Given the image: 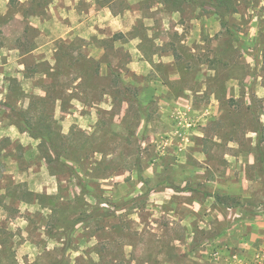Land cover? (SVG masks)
<instances>
[{"label": "rangeland", "instance_id": "obj_1", "mask_svg": "<svg viewBox=\"0 0 264 264\" xmlns=\"http://www.w3.org/2000/svg\"><path fill=\"white\" fill-rule=\"evenodd\" d=\"M2 1L0 264H264V0Z\"/></svg>", "mask_w": 264, "mask_h": 264}, {"label": "crops", "instance_id": "obj_2", "mask_svg": "<svg viewBox=\"0 0 264 264\" xmlns=\"http://www.w3.org/2000/svg\"><path fill=\"white\" fill-rule=\"evenodd\" d=\"M3 4H4V2L2 0H0V13L1 14L4 12V9L2 8ZM60 10L62 11V9H59V11ZM101 10H104L105 12H108V14H110V16L112 15L113 18H115L117 16V15L113 14L112 11L109 8H107V7H103L102 9H100V11Z\"/></svg>", "mask_w": 264, "mask_h": 264}, {"label": "trees", "instance_id": "obj_3", "mask_svg": "<svg viewBox=\"0 0 264 264\" xmlns=\"http://www.w3.org/2000/svg\"><path fill=\"white\" fill-rule=\"evenodd\" d=\"M223 1V0H222ZM221 0H220V2H222ZM230 1V0H229ZM29 129V128H28ZM28 129H26V130H28ZM29 131H31L32 132V130H29ZM39 136L42 138V139H44V140H46V139H48V137L46 136V134L44 133V134H39Z\"/></svg>", "mask_w": 264, "mask_h": 264}]
</instances>
